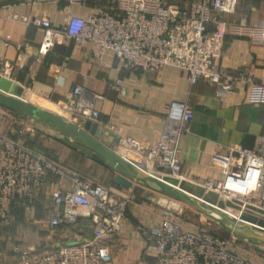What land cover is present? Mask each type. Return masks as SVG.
Listing matches in <instances>:
<instances>
[{
	"label": "built area",
	"instance_id": "obj_1",
	"mask_svg": "<svg viewBox=\"0 0 264 264\" xmlns=\"http://www.w3.org/2000/svg\"><path fill=\"white\" fill-rule=\"evenodd\" d=\"M237 5L238 0H196L188 7L167 0H114L113 12L94 10L84 17L68 16L64 24H52L45 16L12 14L10 18L43 31L40 55L69 44L79 51L90 46L88 55L92 61L110 55L115 76L109 87L119 96L126 94L123 74L156 73L174 67L190 85L202 81L213 86L215 98L229 106L238 102L237 84L250 91H264V74L257 79L249 69L231 77L222 74L217 66L223 52L226 18ZM95 98L82 87L73 86L58 106L74 115L75 120L98 123ZM190 123L189 104L181 103L171 108L155 144L120 136L118 152L138 157L148 173L168 174L181 181L180 143ZM211 165L220 170L222 179L187 181L206 194H214L216 202L197 199L234 220L237 228L249 225L264 236V141L258 140L253 149L228 145L215 150ZM48 177L52 178L50 182ZM47 183L52 186L53 206L49 227L74 225L79 218H89L93 224L91 237L20 253L17 264H111L110 249L104 242L123 233L127 226L136 232L143 253L153 256L156 264H264L258 254L232 244L230 241L236 238L231 234L230 239H222L188 227L173 214L147 208L142 211L129 205L128 199L69 171L24 142L4 137H0V245L2 231L11 223L13 204L31 203ZM131 215L137 216L138 222H133ZM13 251L20 252L16 247Z\"/></svg>",
	"mask_w": 264,
	"mask_h": 264
},
{
	"label": "crops",
	"instance_id": "obj_2",
	"mask_svg": "<svg viewBox=\"0 0 264 264\" xmlns=\"http://www.w3.org/2000/svg\"><path fill=\"white\" fill-rule=\"evenodd\" d=\"M167 1L188 7L196 0ZM102 4L103 0H43L38 3L33 0H0V74L8 75L10 80L22 86L26 97L32 96L35 100L32 103L52 112V107L58 108V103L69 95L73 86H80L96 96L93 104L100 114L99 124L119 137L128 135L150 144L157 142L171 108L187 102L191 110V123L189 132L182 136L180 143L181 176L185 180L222 179L220 170L211 165L212 152L228 145L253 149L258 140L264 141V91H250L237 84L238 102L227 106L215 98L213 86L202 81L190 85L177 68L165 67L156 73L123 74L126 94L119 96L109 87V82L115 76L110 55L105 54L101 60L92 61L88 55L90 46L79 51L73 44L58 45L40 55L38 47L43 39V31L10 18L12 14L19 17L45 16L52 24H64L68 16L84 17L94 10H102ZM113 8L114 0L109 12H113ZM261 12H264V3L257 9L258 18L253 23L232 20L231 17L226 21L223 52L217 61L222 74L236 77L250 69L255 78L261 79L263 76L264 14ZM5 65L11 66L10 70ZM39 125L42 126L41 130L49 127ZM57 133L53 135H61L67 141L63 157H67L73 170L81 171L88 178H92L93 174L102 176L105 182L111 183L112 191L121 193L120 196L140 189L134 187L136 185L129 190L117 185L113 180V170L93 162L88 150ZM121 154L133 158L130 153ZM74 157L78 158L77 163H73ZM51 179L48 177L49 182ZM45 187L52 188L50 183ZM51 210V215L46 217L47 223L53 214V206ZM131 219L138 222L137 216L131 215ZM24 220L25 224L14 221L3 229L0 264H17L20 253L41 251L47 243L48 229H42L41 215L31 213ZM240 241L257 246V254L264 260V250L258 248L264 246ZM105 243L109 249L113 246L120 250L118 261L112 260L114 264L155 263L153 256L143 253V246L131 226ZM14 247L20 252L13 251Z\"/></svg>",
	"mask_w": 264,
	"mask_h": 264
},
{
	"label": "rangeland",
	"instance_id": "obj_3",
	"mask_svg": "<svg viewBox=\"0 0 264 264\" xmlns=\"http://www.w3.org/2000/svg\"><path fill=\"white\" fill-rule=\"evenodd\" d=\"M187 1V0H186ZM110 2L112 4V0H103L102 4V12H109ZM264 3V0L258 2L257 0H239L238 6L235 12L226 18V21L232 18V20H242L244 22L253 23L257 21V9L260 8ZM107 4L105 7L104 5ZM264 14V12H261ZM258 13V15H261ZM231 20V19H230ZM10 73V72H9ZM8 76V75H7ZM9 77V76H8ZM23 97L26 98L28 101H35L33 100L32 96H27L23 92ZM54 109V113L60 115L61 117L67 120H75L76 117L74 115L65 113L62 111L60 107H52ZM32 120V119H31ZM30 118L11 111L7 109H3L0 107V137L10 138L16 141L24 142L25 144L31 146L37 152H41L46 154L50 159H52L55 163L61 165L62 167L67 168L69 171L76 172L79 175H82L81 171L73 170L69 167V163L63 157V153L65 152L66 143L63 136L53 135L58 134L56 130L51 127H46V129L41 130V125L38 122L32 120ZM78 121V120H75ZM39 126V127H38ZM37 127V128H36ZM45 128V127H44ZM132 157V156H131ZM131 158L137 165L142 167V163L140 159ZM74 162H78V158H73ZM138 162V163H137ZM160 178H167L169 180L173 178L168 174H158ZM95 183H98L109 190H112L110 187L111 183L105 182L102 176H98L97 174H93L92 178L85 177ZM179 181V180H178ZM178 185V184H176ZM143 190V191H140ZM121 194V193H119ZM121 197L128 199V204L131 206H136L140 208L142 211L147 208L150 210H155L156 212H161L165 215L173 214L179 220L184 222L188 227L193 229H199L202 231H207L213 233L215 236L222 238V239H230V233H228L225 229L221 228L217 223L211 221L210 219L206 218L205 216L197 213L190 207L182 204L174 202L170 199L163 198L155 193L147 191L145 189H135L133 193H126L122 194ZM204 201L203 197L200 198ZM52 200L50 196V188L43 187V189L36 195L35 199L31 203H26L23 201H18L17 203L13 204L11 209V223L13 224L14 221H20L22 224H25L24 218L29 216L31 213H39L42 220V229H48V240L47 243L43 246L42 250L45 248L54 246L56 244H62L72 239H82V240H89L91 237V232L93 229V224L90 223L88 220L83 219L80 220L78 224L68 225L64 227H60L59 229L55 228L52 229L48 226L47 216L48 214L51 215L52 213ZM50 218V217H49ZM136 223V222H135ZM23 231V230H22ZM232 244L242 246L245 250L251 251L253 254L257 256V248L252 246H243L239 240L234 239L230 241ZM104 244H106L104 242ZM33 248V247H32ZM41 248H35V250ZM110 253L112 256L113 262L118 261L120 258V250L115 247H110ZM263 254V253H261ZM261 255L258 254V257ZM155 261V260H154ZM112 263V262H111ZM114 264V263H112ZM156 264V262L154 263Z\"/></svg>",
	"mask_w": 264,
	"mask_h": 264
},
{
	"label": "water",
	"instance_id": "obj_4",
	"mask_svg": "<svg viewBox=\"0 0 264 264\" xmlns=\"http://www.w3.org/2000/svg\"><path fill=\"white\" fill-rule=\"evenodd\" d=\"M22 94V86L0 75L1 108L17 112L69 137L74 143L89 151L90 160L113 170L115 172L113 180L120 187L128 190L139 187L163 198L182 203L217 223L237 240L249 241L252 244L264 246V236L255 232L251 226L237 228L234 220L197 199L203 197L204 201L214 204L216 202L214 194H206L201 187L187 180H169L148 173L128 156L118 152L119 136L108 128L89 120L69 121L28 101ZM133 185L136 186L133 187ZM226 204L231 205L230 203Z\"/></svg>",
	"mask_w": 264,
	"mask_h": 264
},
{
	"label": "trees",
	"instance_id": "obj_5",
	"mask_svg": "<svg viewBox=\"0 0 264 264\" xmlns=\"http://www.w3.org/2000/svg\"><path fill=\"white\" fill-rule=\"evenodd\" d=\"M239 1V0H238ZM41 153V152H40ZM43 154V153H42ZM44 155H46V154H44ZM47 156V155H46ZM82 219H86V220H88L90 223H92V221L89 219V218H79V220L75 223V224H78L79 223V221L80 220H82ZM154 258V257H153ZM154 260H155V258H154ZM155 262H156V260H155Z\"/></svg>",
	"mask_w": 264,
	"mask_h": 264
}]
</instances>
